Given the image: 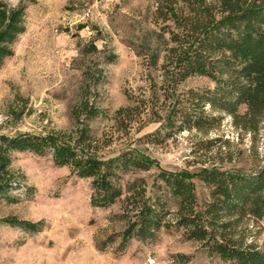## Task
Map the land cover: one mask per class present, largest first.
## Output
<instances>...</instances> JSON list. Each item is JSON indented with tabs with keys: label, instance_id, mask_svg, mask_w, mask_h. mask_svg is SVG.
I'll return each mask as SVG.
<instances>
[{
	"label": "rangeland",
	"instance_id": "374dc122",
	"mask_svg": "<svg viewBox=\"0 0 264 264\" xmlns=\"http://www.w3.org/2000/svg\"><path fill=\"white\" fill-rule=\"evenodd\" d=\"M0 1L26 6V31L0 67V135L71 133L77 128L73 110L80 114L79 104L88 100L103 111L88 121L101 157L136 148L164 170L190 174L212 167L252 173L264 166V118L249 131L207 106V114L220 117L212 129L164 137L158 116L168 105L161 65L169 35L154 21L156 0ZM214 88L196 76L178 92ZM120 108L130 109L127 127L115 115ZM12 171L18 183L0 199V218L39 222L40 230L0 223V264H230L209 258L174 225L151 240L122 242L133 214L126 200L139 188L152 200H166L167 220L176 218L178 200L153 185L157 169L122 173L123 195L107 209L91 206L89 179L55 166L51 155L13 153ZM193 182L198 202H208L209 188ZM234 232L244 246L264 251V217H247Z\"/></svg>",
	"mask_w": 264,
	"mask_h": 264
},
{
	"label": "trees",
	"instance_id": "16d2710c",
	"mask_svg": "<svg viewBox=\"0 0 264 264\" xmlns=\"http://www.w3.org/2000/svg\"><path fill=\"white\" fill-rule=\"evenodd\" d=\"M154 21L161 23L166 40L161 65V89H166L167 106L158 116L164 137L186 130H209L220 117L213 112L233 116L235 124L256 131L264 118V0H156ZM26 6L8 7L0 1V67L13 55V45L26 31ZM114 57V56H112ZM206 77L214 89L178 92V87L192 77ZM144 105V103H143ZM81 113L73 110L77 128L71 132L47 134L19 133L0 135V199L7 196L18 180L12 171V154L29 152L51 155L57 167H68L71 173L89 179L90 204L107 209L123 195L121 174L131 170L157 169L158 190L166 188L178 200L174 222L168 202L161 196L152 200L146 188L127 198L128 225L122 242L155 238L162 228L173 225L183 229L188 241L200 244L209 258L230 264H264V251L244 246L234 231L247 217H264V166L252 173L240 170L203 168L198 173L171 172L136 148L109 157H101L89 120L102 115L100 107L88 100L79 104ZM245 107V112L239 110ZM129 108L115 115L120 124L131 121ZM84 118L81 119V115ZM126 121V122H125ZM198 178L210 190L209 201L200 204L193 180ZM132 208L129 210V207ZM0 223L38 232L40 223L15 217L0 218Z\"/></svg>",
	"mask_w": 264,
	"mask_h": 264
},
{
	"label": "built area",
	"instance_id": "2783aa9c",
	"mask_svg": "<svg viewBox=\"0 0 264 264\" xmlns=\"http://www.w3.org/2000/svg\"><path fill=\"white\" fill-rule=\"evenodd\" d=\"M90 16V11H87L86 13H85V17H89Z\"/></svg>",
	"mask_w": 264,
	"mask_h": 264
}]
</instances>
